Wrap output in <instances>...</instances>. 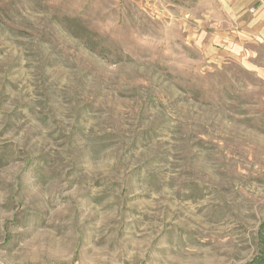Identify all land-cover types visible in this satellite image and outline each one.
<instances>
[{"label":"rangeland","instance_id":"rangeland-1","mask_svg":"<svg viewBox=\"0 0 264 264\" xmlns=\"http://www.w3.org/2000/svg\"><path fill=\"white\" fill-rule=\"evenodd\" d=\"M225 2L0 0V264L255 255L264 46Z\"/></svg>","mask_w":264,"mask_h":264},{"label":"crops","instance_id":"crops-1","mask_svg":"<svg viewBox=\"0 0 264 264\" xmlns=\"http://www.w3.org/2000/svg\"><path fill=\"white\" fill-rule=\"evenodd\" d=\"M226 7L241 21L247 24L252 32L248 38L260 42L264 46V0H224ZM264 78V62L252 66Z\"/></svg>","mask_w":264,"mask_h":264},{"label":"trees","instance_id":"trees-1","mask_svg":"<svg viewBox=\"0 0 264 264\" xmlns=\"http://www.w3.org/2000/svg\"><path fill=\"white\" fill-rule=\"evenodd\" d=\"M257 251L255 255L243 264H264V218L258 228Z\"/></svg>","mask_w":264,"mask_h":264}]
</instances>
